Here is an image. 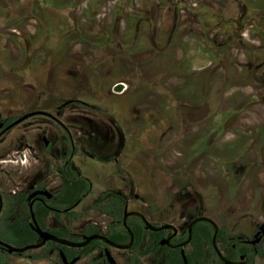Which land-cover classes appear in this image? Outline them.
Listing matches in <instances>:
<instances>
[{
    "label": "rangeland",
    "instance_id": "1",
    "mask_svg": "<svg viewBox=\"0 0 264 264\" xmlns=\"http://www.w3.org/2000/svg\"><path fill=\"white\" fill-rule=\"evenodd\" d=\"M122 2L60 0L54 6L46 0H0L3 116L46 109L69 130L76 146L72 163L93 182V192L75 209L82 214L74 225L90 218L106 230L109 217L88 208L102 191L109 194L125 189L129 197L138 194L139 206L169 205L174 198H168L166 192L177 189L171 183H190L186 188L191 191L198 185L197 201L214 210L220 223L225 222V215L231 216L235 232L243 222L249 226L261 222L264 0ZM56 23H60L57 30ZM253 46L260 47L258 56L253 55ZM190 72L206 73L198 74L201 77L197 80H201L203 95L217 96L215 110L206 104L195 105L192 98L186 100L179 94V87L190 82ZM167 95L182 99L179 102L189 116V131L174 126L173 132H163V119L177 123L178 118L163 105ZM70 98H79L87 106L68 104L57 112L56 106ZM149 115L153 120L148 126ZM216 126L218 131L224 127L226 131L214 141L213 148L202 150L193 179L178 174L184 162L182 151L193 140L192 132L196 130L207 144L211 128ZM45 130L50 140L47 147L40 140ZM14 134L23 136L21 152L12 148L16 145ZM62 134L61 126L42 115L25 119L20 130H12L2 142L1 148H11L5 157L10 161L0 157L2 171L15 177L25 174L26 181L46 173L50 181L56 180L55 167L68 155L63 157L57 145ZM179 136L184 142L169 144ZM227 142L236 143L234 156L242 145L245 148L248 143L253 148L234 166L239 175L231 165L220 162L222 165L215 166L207 159L211 152L215 155L220 150L217 146ZM186 199L177 203L181 205ZM9 258L10 262L27 261L26 257Z\"/></svg>",
    "mask_w": 264,
    "mask_h": 264
},
{
    "label": "flooded vegetation",
    "instance_id": "2",
    "mask_svg": "<svg viewBox=\"0 0 264 264\" xmlns=\"http://www.w3.org/2000/svg\"><path fill=\"white\" fill-rule=\"evenodd\" d=\"M140 1L141 3H147L149 0ZM121 4H123L122 0ZM147 5V7L149 8L150 5ZM151 15H153V12H151ZM164 19H166V16L164 17ZM58 25L59 24L56 23L54 25V29L57 30ZM194 83L197 82H193L192 84L191 82H188L187 85L179 87V94H182L181 97L186 98V100L192 98L195 105L203 106V104H206L211 107V104L203 103V101L201 100V81H198V86H193ZM185 90H189V92H185ZM166 97V102L163 104L165 108L167 107L166 111H170L171 113H173L172 116L177 115L178 118L176 119L177 123H173V121L168 118L163 119V132H173L172 130L174 126H177L178 129H180L182 132L189 131L190 124L187 125L189 116L181 108V102H179V100L182 101V99L177 98L175 100L171 97V95H167ZM66 101H68V103H66L65 105L60 104L56 106L57 112L60 111L62 107L68 104H80L83 106H87V103H85L83 100H80L79 98H70ZM36 110L46 111L58 118L55 114L46 109H33L15 116H3L2 112L0 111V149H3L0 150V157H3L2 161L11 160L5 158L9 155V151L11 150V148H1L2 142L5 141L7 135L12 132V130L16 128L20 130V126L25 119L32 116L42 115L43 117H46L47 119H50L61 126L52 116L45 113H37L28 116L19 123L7 128V126L11 122L16 120L23 114ZM211 110L209 109V111ZM59 120L61 121V119ZM152 120L153 119L150 115L147 116L148 124H150ZM218 122L222 126V120ZM61 128L64 130V134L60 135V137L57 138V145L63 157H65L66 154L68 155L65 157V160L61 166L55 167L56 180L50 181L48 178V174L46 173L43 176H41L40 174L36 175L34 179L26 181L25 174L22 175L21 173H17L16 177L10 173L7 175L4 173V171H2L0 167V172H3L4 174V176H0L1 240L11 243L3 239L2 237L4 234L3 230L9 229L10 225L13 227H18L19 229H22L25 225H27L31 230H33L31 226V224L33 223L32 213L37 224L42 229L48 230L53 234H55L53 230L61 229L63 231L61 232L62 236L60 237L66 238L73 242L82 241L84 240V235L92 234L86 233L84 231V227L89 224H93L98 228V231L94 233H102L109 239H111L109 235L114 229H120L121 231L128 234L127 238L123 241H115L113 239L111 240L117 243L128 242L130 240V236L127 229L122 224L123 216L127 211H138L142 213L146 217L147 221L153 226L157 227L163 224H170L172 227L151 229L149 227H146L144 222L139 217L129 216L127 218V224L128 221L135 219L145 229L144 241L146 243V247H148V251L142 255L138 254V248L135 246L134 233L131 230L133 233V240L130 247L125 249L111 246L100 239L90 240L85 245L80 247L65 245L47 240L42 246L23 252H8L7 249L0 244V264H64L59 254L60 251L65 254L67 260L76 258L73 264H110L106 256V249L114 258L116 264H137L138 260L141 264H224V262L219 258L214 246L212 245L213 228L211 224L207 221H197L192 225L191 229L189 228L190 223L200 216L208 217L215 221V223L218 225L215 240L219 250L227 259L232 261H240L241 263L239 264H259L264 260V233L255 235L260 224L264 221V218L261 222L251 224L252 228L251 225L249 226V223L247 224L246 222H243L237 227V232H235L232 229L233 224H230V219H232L231 216L225 215V222L220 223L216 218L214 210H210L207 205H202L199 201H197V197L200 196L198 192V190H201L200 187L198 185H194V191H191L190 188H186L190 185V183L184 185L179 184V186L176 185L177 183H171L172 185L176 186L177 189H169L168 192H166V196L168 198H174L172 200V204L169 205H158L157 203H151L146 206H144L145 204L139 206L138 194H133L130 195L131 197H129V195L125 192V189H120L109 194H105V191H102L98 196L94 197L93 204H91L88 208H95L100 211V214L109 217L110 221L105 226L106 230L103 231L101 227L99 228V223L89 221L90 218L84 219L81 224L74 225L75 220L79 219L82 213H80L79 216L75 217L73 215H68V212H75L76 207H78L83 202L84 198L93 192V182L89 177L81 175L72 163L76 146L74 144L72 135L68 133L67 130L63 128V126H61ZM211 129L215 133L213 135L212 132L210 140L206 142L207 144H204V137H202L201 134L195 132V130L194 132H192L194 136L192 138L193 140L191 142H187L185 144V150L182 151L184 155V162L177 171L179 172L178 174H184L186 177L188 176L190 181L191 179H193V173L196 168L194 166H196V163H198V161L201 159V155L203 154L202 150L208 151L213 148L214 141L218 138H222L224 132L226 131V127L221 128V131H218L217 126ZM196 134H198V137L196 136ZM44 135L46 136V130L41 134L40 140L42 141L43 145L47 147L49 146L50 140L46 136L48 140V143H46L43 139ZM12 139L14 140L13 142L16 143V145L12 148H17V151L21 152L20 149L23 146L21 143L23 140V136L14 134ZM179 140L183 141L185 139H182L179 136L177 137V140L174 139V142H170L169 144H174ZM235 142L237 143V140ZM235 142H232V144L230 142H227L223 144L224 146H217V148L220 150L216 151V156L212 155L211 152L207 159L213 162L215 166L221 164L220 162H223L222 164L226 166L227 164H229V166L231 165L232 170H234V172L239 175V173L237 172L239 168H234V166L239 165V163H241L240 158L244 154H247L248 151L253 148L248 143L246 144L245 148L244 145H242L240 146L239 154H237L235 157L233 149L234 145L236 144ZM187 154L190 155L187 156ZM261 156L263 155L261 154ZM115 160L117 161L116 158ZM187 162L191 164L189 167L186 166ZM67 168H70L73 172H75L78 177L87 180L90 183V188L83 195L80 202L76 205L72 207H58V203L56 201L58 199L57 192L59 185L61 184L62 171L67 174L68 178H70V175L67 173ZM242 178V180L245 179V177ZM229 186L230 182L227 181V189L229 188ZM260 188L262 191H264V183L261 184ZM40 189H48L50 195L48 196L39 193L33 194L35 191ZM261 193L259 194L263 195L264 192L262 194ZM31 194L33 195L29 197ZM112 197H118L123 204L122 215L119 219L116 220L112 219L109 213L103 212L102 210H99L97 207H95L98 206L99 201H104L106 203L110 201ZM180 199L186 200H184L183 204L180 205L177 203V200L180 202ZM37 203H41L49 210V213L43 216L41 219L37 217L34 209ZM130 203H134L135 206L133 205V207H129ZM169 208L171 209L170 211L168 210ZM55 213H58L59 217H56ZM115 223L117 224V226H113ZM220 231L222 232L221 235ZM33 232L35 233L36 237L32 242H29L28 244L37 242L40 239L38 234L34 230ZM166 240H169V243H166ZM193 242L202 244L203 251H201L199 248L194 251ZM113 249H118L121 252L118 254L117 252L114 253ZM11 255L24 258L26 257L27 261L13 260V262H10L9 256Z\"/></svg>",
    "mask_w": 264,
    "mask_h": 264
},
{
    "label": "trees",
    "instance_id": "3",
    "mask_svg": "<svg viewBox=\"0 0 264 264\" xmlns=\"http://www.w3.org/2000/svg\"><path fill=\"white\" fill-rule=\"evenodd\" d=\"M60 0H46V3L52 4L54 6L58 5V2ZM62 1V0H61ZM151 7V10H154ZM2 9L0 8V11ZM1 15V12H0ZM60 24V23H58ZM113 36H110L109 40L112 38ZM252 48L255 49V51H253V55L257 54V56L260 54V47L257 46H253ZM252 55V56H253ZM251 56V57H252ZM254 58V56H253ZM226 69H228L226 66L224 67V76H226ZM198 74H203V76H205L206 73H196V72H190L189 73V80L191 82V84L193 82H197L194 83L195 85L198 84V77L201 76H197ZM201 81V80H200ZM206 83V80L203 82L202 86H204ZM204 91V90H203ZM202 92V91H201ZM203 95V92H202ZM204 97L201 98V100L203 99V102H206L208 104H211V107L213 106V110L215 107V102L216 100H218L217 96H215L212 93H206L203 95ZM118 111V109H117ZM120 114H122L121 112H119ZM149 126V124H148ZM236 157V155H235ZM67 173L70 175V178L67 177V174L64 173L62 171L61 173V184L59 185L58 188V199H57V203H58V207H69V206H74L77 203L80 202L81 198L83 197V195L89 190L90 188V183L81 178L78 177L75 172H73L70 168H67ZM23 199V198H22ZM98 201V200H96ZM122 202L120 201V199L118 197H112L110 201L108 202H104V201H99L98 206L97 207L99 210H102L103 212H107L109 213V215L112 217V219L116 220L119 219L122 215ZM35 212L37 214V217L39 219H41L43 216L47 215L49 213V210L47 209V207H45L44 205H42L41 203H37L34 207ZM68 215H73L75 217L79 216L80 213H76V212H68ZM56 217H59L58 213H55ZM128 225L131 227V230L134 233V237H135V246L138 248V254L142 255L145 254L148 251V247H146V243L144 241L145 239V234H144V227L139 224L135 219H132L130 221H128ZM113 226H117V224L115 223ZM63 230L61 229H55L53 230V232L59 236H62V232ZM84 231L86 233H94L98 231V228L93 225V224H89L87 226L84 227ZM3 239L17 245V246H23L25 244H28L29 242H32L35 239V233L33 232V230H31L27 225H25L22 229H19L18 227H13L10 225L9 229H4L3 230ZM221 231H220V235H221ZM128 234L126 232L121 231L120 229H114L111 234L109 235V237L115 241H123L127 238ZM193 248L194 251H196V249H200L201 251H203V245L202 244H198L193 242ZM137 264H141L140 261L138 260Z\"/></svg>",
    "mask_w": 264,
    "mask_h": 264
},
{
    "label": "water",
    "instance_id": "4",
    "mask_svg": "<svg viewBox=\"0 0 264 264\" xmlns=\"http://www.w3.org/2000/svg\"><path fill=\"white\" fill-rule=\"evenodd\" d=\"M66 103H68V101L63 102L62 105H65ZM37 113H45V114H48V115L52 116L53 118H55V120L61 126H63V128H65L67 130L68 133H70L69 130L67 129V127H65V125L58 118H56L55 116H53V115H51L48 112L43 111V110H36V111H32V112H28L26 114H23L22 116H20L19 118H17L13 122H11L7 126V128L19 123L20 121H22L26 117L31 116L33 114H37ZM43 139L45 140L46 143H48V140H47L45 135L43 136ZM35 193L44 194V195H48V196L50 195V192H49L48 189H40V190L35 191L33 194H35ZM33 194H31L29 197H31ZM129 216H137V217H139L144 222L145 226L149 227L151 229H160V228L172 227L170 224H163V225L157 226V227L153 226L151 223H149L147 221L146 217L142 213H140L138 211H127L124 214V216H123L122 224L127 229L128 233H129L130 240L128 242H126V243H117L115 241H112L106 235H104L102 233H92V234H89V235H84V240L78 241V242H73V241L68 240L66 238L57 236V235L53 234L52 232H50L48 230L42 229L37 224V222H36V220L34 218V215L32 213L33 223L31 224V226H32V229L38 234V236L40 238L37 242L26 244V245H23V246H16V245H13L11 243L5 242V241L0 239V244L3 247H5L8 252H23V251H26V250H29V249H34V248H38V247L42 246L45 243V241H47V240H51V241H54V242H57V243L65 244V245L80 247V246L85 245L90 240L100 239V240L104 241L105 243H107V244H109L111 246H114V247H117V248H120V249H125V248L130 247L131 242L133 240V233H132L130 227L128 226V224H127V218ZM197 221H207V222H209L211 224V226L213 228L212 245L214 246L219 258L224 262V264H239V263H241L240 261H232V260L227 259L225 256H223L222 252L219 250V248L217 246V243H216V240H215L216 233H217V230H218V225L215 223V221H213L212 219H210L208 217L200 216V217H197L196 219H194L190 223L189 228L191 229L192 225L194 223H196ZM259 233H264V221L260 224V226L258 228V231L256 232L255 235H258ZM166 243H169V240H166ZM59 254H60L64 264H73L75 262V260H76V258H72L71 260H67L65 254L62 251H60ZM106 256H107V259H108L110 264H116L114 258L111 256V254L109 253V251L107 249H106Z\"/></svg>",
    "mask_w": 264,
    "mask_h": 264
},
{
    "label": "crops",
    "instance_id": "5",
    "mask_svg": "<svg viewBox=\"0 0 264 264\" xmlns=\"http://www.w3.org/2000/svg\"><path fill=\"white\" fill-rule=\"evenodd\" d=\"M10 55H11V51H10Z\"/></svg>",
    "mask_w": 264,
    "mask_h": 264
}]
</instances>
